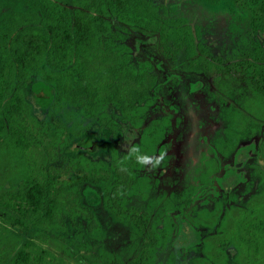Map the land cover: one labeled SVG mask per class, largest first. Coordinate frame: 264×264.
<instances>
[{
    "label": "trees",
    "instance_id": "trees-1",
    "mask_svg": "<svg viewBox=\"0 0 264 264\" xmlns=\"http://www.w3.org/2000/svg\"><path fill=\"white\" fill-rule=\"evenodd\" d=\"M245 1L252 28L263 36L247 55L226 59L201 42L194 21L156 0H0V264H51L44 245L79 247L74 239L66 244L63 232L83 230L80 183L110 185L104 190L112 209L136 190L131 184L160 142L162 125L144 129L158 71L133 53L129 27L157 33L167 62L202 66L226 90L231 124L226 139L203 155L202 182L257 187L247 189L246 203L233 195L235 203L210 213L215 264H264V0ZM86 122L87 129L111 131L119 157L67 153ZM4 224L33 238L1 250ZM224 226L230 235L222 238ZM163 233L145 248L153 252L169 238V229ZM221 241L232 245L231 257L219 254Z\"/></svg>",
    "mask_w": 264,
    "mask_h": 264
},
{
    "label": "rangeland",
    "instance_id": "rangeland-1",
    "mask_svg": "<svg viewBox=\"0 0 264 264\" xmlns=\"http://www.w3.org/2000/svg\"><path fill=\"white\" fill-rule=\"evenodd\" d=\"M156 1L163 9L185 15L194 21L200 28L201 42L207 45L214 56L227 59L247 55L252 44L263 36L251 26L248 15L250 9L245 0ZM129 29V44L137 59L151 61L158 71V85L150 101L145 104L144 129L154 124L162 125L161 140L149 156L143 174L148 178V170L157 163L155 165L162 174L152 177V182L155 183L158 179L159 184L151 190L150 197L156 202L157 199L163 200L170 196L176 200L177 208H181V197L191 190L197 177L196 169L203 162V155L212 154L210 149L215 148V143L227 137L231 124L228 95L226 90L211 82L202 66H190L183 59L173 64L167 62L158 51L157 33H148L138 28ZM227 87L228 84L225 83V88ZM32 93V89H29L30 97ZM66 117L74 120V123L84 122L82 119H74L72 113ZM84 124L85 130L79 131L78 137L71 141L69 147L73 148L80 139L94 141L98 144L94 155L102 156L109 155L119 147L114 143L110 130L98 131L93 127L87 129L89 125L87 122ZM99 192L100 190H85L84 198L96 204L97 197L100 198ZM159 205L164 206L166 202ZM98 212L102 229L99 235L92 237L93 250L111 251L125 263L135 251L138 239L133 237V232L129 238L128 225L113 221L104 209H99ZM3 231L1 250L11 249L12 245L20 246L32 237L29 231L18 227L5 228ZM70 235L74 237L75 232L72 231ZM75 240L76 243L80 241ZM44 247L51 253L59 254L52 246ZM59 255L63 257L60 258L61 264H80L78 258L62 253ZM58 261L59 259L56 262Z\"/></svg>",
    "mask_w": 264,
    "mask_h": 264
},
{
    "label": "flooded vegetation",
    "instance_id": "flooded-vegetation-1",
    "mask_svg": "<svg viewBox=\"0 0 264 264\" xmlns=\"http://www.w3.org/2000/svg\"><path fill=\"white\" fill-rule=\"evenodd\" d=\"M101 131V130H98ZM93 150L89 147L93 146ZM98 144L94 141L87 142L86 139H80L73 148H69L72 152H67L69 155H75L77 152H73L75 149H80L87 152L91 157L96 159H113V157H119L117 150H112L109 155H94L97 152ZM153 152L149 153L150 156ZM149 158V157H148ZM148 161V159H147ZM146 161V162H147ZM145 162V163H146ZM243 163H247L246 153L243 157ZM260 164H264V158L259 160ZM150 168L149 177H145L143 167L139 175H137V183L131 184V187L136 189L129 194H124L126 199L114 200L117 202V206L114 209L108 207L105 201V188L110 185H104L103 183H80L78 189L81 195V202L85 209L83 218L80 219L83 230L75 231L70 228L63 235L69 240L66 244H70L72 239H80L78 243L79 247H71L61 249L57 247L53 242L49 246H52L55 250L59 251V254L66 255L71 258H78L80 264H215L216 262V243L215 233L216 217L211 215L212 211H221L223 207L230 206L231 203H235V199L231 198L233 195H237L242 198L239 199L240 203H246L248 196L247 189L249 187H257L249 182L235 184L224 182H202L205 176H202L208 169L203 167L202 162L196 169L197 177L192 183L191 190L181 197L182 207L177 208L178 204L170 196L164 197L163 200L154 201L150 197L151 190L155 188L159 183L152 182L153 176H159L162 174L159 168L155 165ZM102 170V169H101ZM235 187H239L240 190L236 191ZM100 190V198L97 197V203L92 204L85 200L84 191ZM92 195V194H91ZM99 198V199H98ZM237 199V198H236ZM166 202V205L160 206L159 204ZM99 209H104L106 214L111 216L112 220L126 224L130 229L129 238L131 233H134L135 239H138L135 251L131 254L128 261L120 260L118 256L114 255L111 251H94L91 245L92 237L101 233V223L98 218ZM176 211V212H175ZM192 211V213H191ZM88 215H92L94 219L86 220ZM86 216V217H85ZM219 219H223L222 215H219ZM222 232V238L228 237L227 227ZM151 229H155L154 232H150ZM169 229V238L160 242L156 248L151 252V248H145L146 240L149 237H163ZM75 232V236H71V232ZM55 235H60L61 232L54 231ZM223 245L219 254H226L228 257L233 253V247L230 243L221 241L218 243ZM76 248V251H75ZM48 249V248H47ZM49 251V258L51 264H61L59 254ZM151 253H154L151 256ZM90 254V255H89ZM60 256V257H59ZM57 259H59L58 262Z\"/></svg>",
    "mask_w": 264,
    "mask_h": 264
},
{
    "label": "water",
    "instance_id": "water-1",
    "mask_svg": "<svg viewBox=\"0 0 264 264\" xmlns=\"http://www.w3.org/2000/svg\"><path fill=\"white\" fill-rule=\"evenodd\" d=\"M93 147H94V145H93V146H91V147H89V149H90V150H93Z\"/></svg>",
    "mask_w": 264,
    "mask_h": 264
}]
</instances>
